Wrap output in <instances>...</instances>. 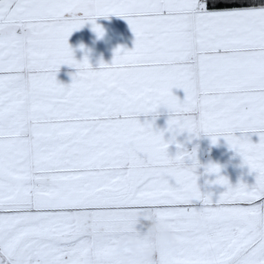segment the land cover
<instances>
[{
	"label": "snow or ice",
	"instance_id": "6c2138e0",
	"mask_svg": "<svg viewBox=\"0 0 264 264\" xmlns=\"http://www.w3.org/2000/svg\"><path fill=\"white\" fill-rule=\"evenodd\" d=\"M251 4L0 0V264H133L110 241L141 216L180 240L160 264H264V3ZM109 14L127 21L134 47L93 70L68 36L85 22L101 34L95 18ZM61 64L77 69L68 86L56 80ZM161 105L165 129L136 118ZM182 131L223 136L255 184L233 187L210 163L226 186L213 203L197 185L195 148L167 151Z\"/></svg>",
	"mask_w": 264,
	"mask_h": 264
},
{
	"label": "crops",
	"instance_id": "0c3cea01",
	"mask_svg": "<svg viewBox=\"0 0 264 264\" xmlns=\"http://www.w3.org/2000/svg\"><path fill=\"white\" fill-rule=\"evenodd\" d=\"M231 8L224 9H208L210 11L229 10ZM95 23L101 25L104 29V35L102 38L97 39L95 31L92 30L90 22H85L79 29H74L68 36V44L73 49L74 58L79 61L87 55L91 68L98 70L100 62L103 61L105 64H110L113 59L114 50L119 46L121 48L132 49L134 47L135 36L131 31V28L127 21L114 14H109L108 17H96ZM83 43L85 46L83 49L79 45ZM77 69L69 64H61L57 70L55 76L56 80L61 84L68 86L72 82V75ZM172 92L181 100L184 97L183 89L173 88ZM171 114L164 106L157 109L156 113H140L137 115V119L143 123L145 120L153 122L155 129H165L167 127V120ZM197 115V114H193ZM153 117L155 119L153 120ZM172 133L165 131L164 139L167 140ZM233 135H246L253 142L259 141V136L256 132L248 131L241 133L239 130H235ZM177 143L181 145V148H177ZM195 148L196 159L198 166L195 168V174L197 176V185L199 191L204 189L206 183L208 188L213 190L211 193L210 200L214 203L221 192H217L218 189L226 188L223 184L215 183V173L208 172L207 166L212 163L220 166V173H227L229 176L228 182L231 186L235 187L238 183H243L251 188L255 184L256 173L250 170L248 165L243 162L241 155L230 148L228 143L225 141L223 136L217 138V142L213 144L209 135L201 132L198 136L182 131L175 134L174 142L168 145V153L170 156H174L178 151L191 152ZM185 165L190 166L191 160L185 158ZM219 173V174H220ZM236 173H246L248 177L235 176ZM231 176V177H230ZM250 179V180H249ZM249 181V183H247ZM203 195L204 193L201 192ZM194 207H202L203 202L199 200L193 201ZM238 206H248L246 203H239ZM136 228L144 231L149 225V220L143 216L138 218Z\"/></svg>",
	"mask_w": 264,
	"mask_h": 264
},
{
	"label": "clouds",
	"instance_id": "9594fccd",
	"mask_svg": "<svg viewBox=\"0 0 264 264\" xmlns=\"http://www.w3.org/2000/svg\"><path fill=\"white\" fill-rule=\"evenodd\" d=\"M103 35L104 29L101 34L96 33V38L100 39ZM79 47L83 49L85 46L81 42ZM84 58H87V55L79 61ZM148 220L150 224L144 231L137 229L134 224L119 231L111 238L112 250L120 256L130 258L133 264H160V257L163 254L177 251L180 240L169 223L159 217H150Z\"/></svg>",
	"mask_w": 264,
	"mask_h": 264
},
{
	"label": "trees",
	"instance_id": "16d2710c",
	"mask_svg": "<svg viewBox=\"0 0 264 264\" xmlns=\"http://www.w3.org/2000/svg\"><path fill=\"white\" fill-rule=\"evenodd\" d=\"M202 2L206 5L208 9H224L252 6L251 0H202ZM261 3H264V0H261ZM138 224L140 223L138 222Z\"/></svg>",
	"mask_w": 264,
	"mask_h": 264
},
{
	"label": "rangeland",
	"instance_id": "374dc122",
	"mask_svg": "<svg viewBox=\"0 0 264 264\" xmlns=\"http://www.w3.org/2000/svg\"><path fill=\"white\" fill-rule=\"evenodd\" d=\"M216 175V174H215ZM220 175H222V176H224V177H228L229 175L227 174V173H223V174H221L220 173ZM235 176H242V177H248L247 175H246V173H236V174H234ZM226 177V178H227ZM231 177V176H230ZM228 179V178H227ZM250 180V179H249ZM247 183H249V181H247ZM217 192H221V191H226V188H224V189H218V190H216ZM201 192L202 193H204V194H211V193H214V191L213 190H210L209 188H208V183H206V185H205V187H204V189H202L201 190ZM149 224H150V221H149Z\"/></svg>",
	"mask_w": 264,
	"mask_h": 264
}]
</instances>
